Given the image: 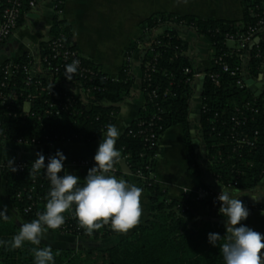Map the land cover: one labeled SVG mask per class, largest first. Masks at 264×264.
<instances>
[{
    "label": "trees",
    "instance_id": "16d2710c",
    "mask_svg": "<svg viewBox=\"0 0 264 264\" xmlns=\"http://www.w3.org/2000/svg\"><path fill=\"white\" fill-rule=\"evenodd\" d=\"M242 9V17L233 20L172 12L151 14L140 22L141 34L125 48L123 67L115 76L102 72L93 60L81 55L83 64L94 73L88 82L74 77L70 83L82 82L84 86L92 87L88 93L89 103L85 106L81 105L79 96L62 91L63 88L59 85L44 84L43 88L36 89L31 82L25 86L23 72H15L12 82L21 95L8 105V109L0 102V140L21 141L31 145L56 142L90 144L98 141L106 132L107 125L115 123L121 103L131 98L132 91L138 84L144 103L136 119L117 140L116 148L121 152V158L115 166L118 168L119 178L128 182V175L121 168V160L133 175L143 174V177L138 178L149 193L150 208L143 224L108 247H60L44 241L39 246H34L25 242L18 249L0 247V264H34L32 248L48 245H51L55 254V264H225L222 249L219 245L209 243L208 234L215 232L226 237V225L210 218L198 219L184 208L181 199L167 198L166 190L155 178V164L163 133L175 125H182L189 159L188 170L199 181L200 187L212 189L201 181L205 172L211 174L221 186L235 187L236 182V188L243 191L257 187L262 181L264 91L256 96L247 85L239 88L236 85L237 77L223 72L215 64V58L223 56V60L233 67L245 64L249 77L254 79L259 74L264 61V38L257 40L246 62L235 54L229 55L236 50L238 43L233 39L236 46L231 47L227 44L228 40H232L231 37L238 32L246 31L264 16V0H244ZM159 25H167L169 29L161 34H152L151 30ZM186 31L206 38L213 49L211 66L204 71L206 77L201 92L202 108L197 119L202 159L191 132V100L195 91L190 80L196 69L190 57L185 54L190 47L189 41L182 35ZM61 34L76 49L72 43L71 26L56 11L51 37ZM49 50V40L39 43L40 57L48 55ZM135 53H138L140 60V78L133 72L132 57ZM29 59L28 53H23L3 62L0 66V81L5 77V67L10 61L22 65ZM186 69L190 71L187 72ZM213 72L219 73V84H215L208 76ZM64 75L61 71V76ZM10 86L13 87V84ZM29 94V114H25L23 106ZM55 96L62 99L72 96L74 103L71 111L58 116L48 114L49 103L56 100ZM248 102L253 108L257 107V113L245 108ZM151 134H155V145L151 144L154 141L150 139ZM241 135L254 141V145L239 146L237 141ZM23 162L25 165L15 172L11 168L6 172L0 171V179L5 176V191L9 202L23 220L30 222L38 218V213L45 211L50 181L43 169L35 177L30 175L33 160ZM80 178L83 183L84 179ZM183 199L202 205L210 212L220 213V204L217 202H196L192 197ZM33 201L35 205L26 213L25 208ZM3 208L0 202V210ZM64 215L65 224L59 229L48 231L95 241L118 233L108 224L89 235L79 226L74 213L66 212ZM19 231L20 228L10 218L8 221L0 220V239L10 241ZM224 242L226 239L222 238L220 244ZM261 253L264 254V251Z\"/></svg>",
    "mask_w": 264,
    "mask_h": 264
},
{
    "label": "crops",
    "instance_id": "0c3cea01",
    "mask_svg": "<svg viewBox=\"0 0 264 264\" xmlns=\"http://www.w3.org/2000/svg\"><path fill=\"white\" fill-rule=\"evenodd\" d=\"M243 1L64 0L60 16L71 26L72 43L76 46L79 53L85 58L93 60L99 65L102 72L115 76L123 67L125 48L141 34L140 22L151 14L172 12L180 15H197L201 18L214 17L233 20L242 17ZM55 14L54 0H35V5L30 6L27 4L17 29L0 46V66L6 60H11L23 53L38 55L39 43L41 41H48L51 38V27ZM182 35L190 43L188 56L194 68L198 71L208 69L211 66L210 56L213 53V49L207 39L199 37L191 31L183 32ZM204 50H208L207 53ZM132 59L134 75L140 78L142 72L138 53H135ZM261 79L258 74L253 80L256 84H259ZM196 86H198V82ZM199 97L200 93L197 90L191 100V119L193 121L191 132L194 143L200 150V158L202 159L203 150L201 148L200 130L197 123L201 108ZM143 103L144 96L136 83L131 98L121 103L118 116L113 124L120 129L121 135L124 133L126 127L136 119ZM101 139L90 144L56 142L41 146L0 140V159L9 161L18 159L35 160L38 158V153H43L47 157L55 154L57 149H60L67 156L65 169L69 173L78 175L84 179L89 170L77 169L73 166V162L79 158L95 154ZM121 168L128 175L129 182L142 189L141 207L143 211L140 223L137 226L130 229L127 233L118 232L115 236L98 241L82 236L76 237L69 234L47 231L46 237L42 241L60 247L77 246V243H88L86 245H89V247L103 248L130 235L143 224L150 208L149 193L142 186L138 176L133 175L131 172L129 173L128 169L123 168L122 160ZM188 168L189 159L185 147L184 130L182 125H175L163 133L159 141L155 164V178L160 186L166 190L167 198L180 200L184 197H191L200 188L199 181L189 173ZM201 181L207 185H211L213 181L217 180L211 174L205 172L201 177ZM5 185L6 181L3 175L0 179V202L3 207H7V214L10 219L20 228L27 221L19 216L18 212L9 202ZM241 192L244 194L239 198L244 203L254 205L264 204V197L259 202L252 198V195L256 196L257 199L264 196V177L257 187L246 191L241 190ZM186 205L188 210L198 219L210 218L215 221H222L225 224L226 218L218 212H210L199 204L186 202ZM241 223L264 234V212L262 211L251 213L248 219ZM62 244L67 245L63 246ZM261 251H264V249Z\"/></svg>",
    "mask_w": 264,
    "mask_h": 264
},
{
    "label": "clouds",
    "instance_id": "9594fccd",
    "mask_svg": "<svg viewBox=\"0 0 264 264\" xmlns=\"http://www.w3.org/2000/svg\"><path fill=\"white\" fill-rule=\"evenodd\" d=\"M78 65L79 60L67 64L64 77L71 81L78 71ZM120 135L121 131L116 125H107L94 156L97 163L89 169L83 183L78 175L65 169L67 156L62 150L57 149L55 154L49 156L47 164L45 155L38 153V158L32 162L30 175L35 177L43 169L50 181L45 211L38 213L37 219L22 224L20 231L10 241L0 239V247L18 249L25 242L39 246L48 230L59 229L65 224L66 212L74 213L79 226L89 235L108 224L114 231L122 233L137 226L143 211L142 189L111 174L114 165L121 158V152L116 148ZM11 170L15 172L17 168L12 166ZM243 194L239 188L222 186L217 200L221 202L219 212L226 218L227 235L225 237L210 232L208 240L213 246H220L225 264H264V254L261 253L264 249V234L241 223L250 215L249 208L239 198ZM262 197L264 196L257 199L252 195L258 202ZM7 213L5 206L0 210V220L8 221L10 217ZM222 238L226 242L221 245ZM32 252L34 264H55L51 245L34 247Z\"/></svg>",
    "mask_w": 264,
    "mask_h": 264
},
{
    "label": "built area",
    "instance_id": "2783aa9c",
    "mask_svg": "<svg viewBox=\"0 0 264 264\" xmlns=\"http://www.w3.org/2000/svg\"><path fill=\"white\" fill-rule=\"evenodd\" d=\"M35 5V0H0V46L4 44V42L15 32L19 25V21L22 17L24 8L26 5ZM55 10L60 14L62 9H59L60 6H63L64 0H54ZM167 27V25H159L158 28H153L151 30L152 34H161L166 31L158 32V30ZM264 38V16L260 17L254 25H251L247 28L246 31L238 32L236 36H232L231 39L237 40V48L230 52L231 54H235L238 58L242 59L246 62L249 58L250 50L253 46L257 44L258 39ZM50 41V50L48 55L40 57L39 55L28 54L30 58L26 63L22 65L14 64L13 62H9L5 67V77L2 81H0V102L8 109V105L15 101L21 93H19L15 89V83L12 82L13 76L15 72H23L24 74V85L28 86L31 82L36 86L35 88H43V85H59L63 88L62 91H66L67 93H72L73 95L79 96V100L82 106H85L89 103L88 93L91 91V86H84L83 83L79 82V84L70 83L65 77L61 76V71L65 73L66 65L72 63L74 60H79L78 71L73 75L74 77L84 80V82H88L91 80V76L94 73L90 68L86 67L83 64V60L81 58V54L79 51L71 46L70 43L66 42V38L63 34L51 37ZM188 56V51L185 53ZM56 62V63H55ZM215 64L219 65L223 72H228L231 76L236 78V85L239 88H243L246 86L245 77L248 75L246 71V65L240 66H231L226 61L223 60V56H218L215 58ZM189 72V69H186ZM208 76L215 83H220V75L218 72L209 73ZM206 77V73L204 71H198L193 74L192 79L190 80V84L193 86L194 91L200 93L203 87V80L201 78ZM259 77L262 78L261 82H264V61L262 63L261 69L259 70ZM198 82V86H196ZM13 84V87L10 85ZM95 88V87H94ZM197 89V90H196ZM264 91V87L262 88V93ZM261 93V94H262ZM62 94V93H61ZM56 100L49 103L50 110L48 114L60 115L62 113H67L71 111V107L74 103L72 96H65L62 99L60 96H55ZM31 102V95L27 96L26 101L24 102L23 111L25 114H29ZM202 108V106H201ZM200 108V110H201ZM246 109L251 110L252 112H258V109L253 108L252 104L248 102L245 106ZM1 123V121H0ZM143 131H141L142 133ZM1 138V132H0ZM151 140L155 139V134H151ZM22 143L21 141H19ZM237 143L239 146L245 144L247 146H253L254 141L247 139L244 135L238 139ZM152 145L156 144V141H152ZM41 146V145H35ZM48 157H45V163L48 162ZM34 161V160H33ZM0 159V171L6 172L8 169H12V166L18 169H21L25 163L23 159H18L12 161ZM97 162L94 160V156L91 157H82L73 162V166L77 169H91L95 166ZM112 175L118 176V168L114 165V168L111 172ZM138 176L143 177L142 173H139ZM237 183H234L236 187ZM33 190V188H32ZM222 190H216L214 188H203L200 187L197 192L191 197L196 202L202 201H213L217 203H221L217 200L219 194H221ZM185 209L187 208L186 200L181 199ZM35 205V201H33L28 207L25 208V212L28 213L32 206ZM245 205L249 208L250 214L256 211L264 212V207L261 205H254L245 203ZM184 209V210H185Z\"/></svg>",
    "mask_w": 264,
    "mask_h": 264
},
{
    "label": "water",
    "instance_id": "95a60500",
    "mask_svg": "<svg viewBox=\"0 0 264 264\" xmlns=\"http://www.w3.org/2000/svg\"><path fill=\"white\" fill-rule=\"evenodd\" d=\"M167 27H164L160 30H158V32H162V31H166ZM49 40V39H48ZM204 78L202 77L201 80H203ZM245 83L246 85L251 89V91H253L255 93L256 96L261 95L262 93V88L264 87V82H261L259 84H256L254 82V80L252 78H250L248 75L245 77ZM123 162V168L128 169V172L130 173V170L128 168V166L126 165V163L124 161ZM212 188L216 189V190H222V186L218 183V181H213L212 184L210 185ZM241 190V189H240ZM246 203V202H245Z\"/></svg>",
    "mask_w": 264,
    "mask_h": 264
},
{
    "label": "rangeland",
    "instance_id": "374dc122",
    "mask_svg": "<svg viewBox=\"0 0 264 264\" xmlns=\"http://www.w3.org/2000/svg\"><path fill=\"white\" fill-rule=\"evenodd\" d=\"M205 44H207V43H205ZM227 44L229 45V46H236V43L233 41V40H228V42H227ZM206 48H207V46H205ZM205 49V48H204ZM207 51L208 50H204V52L205 53H207ZM86 244H88V243H86ZM86 244H84V243H77V248H81V247H83V246H88L89 247V245H86ZM90 244V243H89ZM63 246H66L67 244H62Z\"/></svg>",
    "mask_w": 264,
    "mask_h": 264
}]
</instances>
